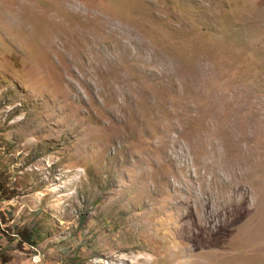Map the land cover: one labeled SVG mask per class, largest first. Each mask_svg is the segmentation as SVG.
Instances as JSON below:
<instances>
[{
  "label": "rangeland",
  "instance_id": "1",
  "mask_svg": "<svg viewBox=\"0 0 264 264\" xmlns=\"http://www.w3.org/2000/svg\"><path fill=\"white\" fill-rule=\"evenodd\" d=\"M0 179V264H264V0H0Z\"/></svg>",
  "mask_w": 264,
  "mask_h": 264
},
{
  "label": "trees",
  "instance_id": "2",
  "mask_svg": "<svg viewBox=\"0 0 264 264\" xmlns=\"http://www.w3.org/2000/svg\"><path fill=\"white\" fill-rule=\"evenodd\" d=\"M6 192V186L4 185V182L0 179V196H4ZM5 220V217L3 216V214L0 212V230H5V228H3L2 224ZM17 237L18 243L22 244V243H28L31 245H37L38 244V237H37V229L36 228H28L25 227L23 229L18 228L17 230Z\"/></svg>",
  "mask_w": 264,
  "mask_h": 264
}]
</instances>
